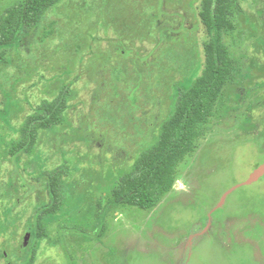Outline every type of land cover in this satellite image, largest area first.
I'll return each instance as SVG.
<instances>
[{"label": "rangeland", "instance_id": "1", "mask_svg": "<svg viewBox=\"0 0 264 264\" xmlns=\"http://www.w3.org/2000/svg\"><path fill=\"white\" fill-rule=\"evenodd\" d=\"M19 1L0 0V14ZM237 1L227 107L152 209L113 205L110 190L156 141L179 85L200 74L201 0H62L10 49L0 71V264H264V176L235 188L264 154V0ZM196 57L190 80L174 82ZM64 84L66 123L42 131L33 153L10 156L23 120ZM66 165L64 206L36 238V211L51 199L45 173Z\"/></svg>", "mask_w": 264, "mask_h": 264}, {"label": "trees", "instance_id": "2", "mask_svg": "<svg viewBox=\"0 0 264 264\" xmlns=\"http://www.w3.org/2000/svg\"><path fill=\"white\" fill-rule=\"evenodd\" d=\"M61 1L20 0L1 12L0 71L9 63L10 49L19 46L27 32L38 26L46 12ZM239 12L237 0H201L199 17L206 29V39L200 74L189 86L179 85L174 106L162 122L156 141L141 152L130 170L121 171L110 190L113 199L109 203L152 209L174 188L179 164L197 150L212 119L221 117L227 107L226 92L236 80L238 61L225 37L235 30ZM51 26L46 28L45 36L50 34ZM196 60L197 57L193 69L186 70L187 63L175 69L173 81H178L181 75H188L185 83L190 80ZM72 96L71 85L64 84L54 98L43 100L28 114L21 124L19 137L9 144L10 156L33 153L42 131L65 124ZM261 161L264 154L256 159L254 168ZM68 173L67 165L45 173L51 199L36 211V238L48 236V218L64 206L63 181ZM29 250L27 260L33 262L36 250L33 245Z\"/></svg>", "mask_w": 264, "mask_h": 264}, {"label": "water", "instance_id": "3", "mask_svg": "<svg viewBox=\"0 0 264 264\" xmlns=\"http://www.w3.org/2000/svg\"><path fill=\"white\" fill-rule=\"evenodd\" d=\"M264 176V163H262L260 166L255 168L251 176L248 178V180L241 182L239 185H237L235 188H238L243 185H250L255 181H258L260 177Z\"/></svg>", "mask_w": 264, "mask_h": 264}]
</instances>
